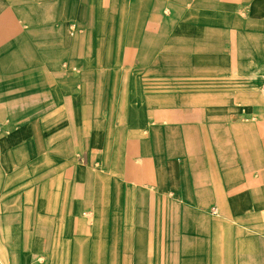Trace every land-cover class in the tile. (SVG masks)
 <instances>
[{
	"label": "crops",
	"instance_id": "1",
	"mask_svg": "<svg viewBox=\"0 0 264 264\" xmlns=\"http://www.w3.org/2000/svg\"><path fill=\"white\" fill-rule=\"evenodd\" d=\"M0 264H264V0H0Z\"/></svg>",
	"mask_w": 264,
	"mask_h": 264
}]
</instances>
